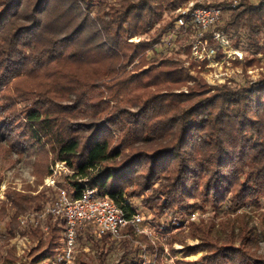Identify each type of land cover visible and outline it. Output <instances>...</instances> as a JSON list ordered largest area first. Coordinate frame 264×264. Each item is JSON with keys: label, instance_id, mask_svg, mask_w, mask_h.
<instances>
[{"label": "trees", "instance_id": "1", "mask_svg": "<svg viewBox=\"0 0 264 264\" xmlns=\"http://www.w3.org/2000/svg\"><path fill=\"white\" fill-rule=\"evenodd\" d=\"M99 1L0 0V154L36 155L34 183L7 189L0 202L1 219L13 212L0 240L43 236L39 225L22 230L19 218L43 212L47 199L38 187L58 162L75 170L69 179L75 198L83 189L77 179L85 180L128 212L134 208L125 196H143L157 218L249 201L259 207L264 78L238 89L208 88L180 58H150L180 17L165 21V14L193 0H118L94 13ZM230 30L263 48L264 0L241 1L216 29ZM194 31L187 18L174 35L189 56ZM214 32L200 41L214 43ZM186 86L188 92H176ZM192 228L199 242L184 248L175 264H264L260 235L248 225L223 240L215 238L210 222ZM62 230L61 222L51 226L45 256L57 253ZM101 241L112 242L107 235ZM135 251L118 264H133L127 257ZM198 252L203 255L197 260H185ZM14 253H7L12 264Z\"/></svg>", "mask_w": 264, "mask_h": 264}, {"label": "rangeland", "instance_id": "2", "mask_svg": "<svg viewBox=\"0 0 264 264\" xmlns=\"http://www.w3.org/2000/svg\"><path fill=\"white\" fill-rule=\"evenodd\" d=\"M118 0H100L95 4L93 12H97L101 8L115 3ZM243 0H193L179 9L165 14V21L170 17L180 16V9L197 8L196 5L215 6L222 8L223 14L221 23L216 28L209 32H214L213 42L200 41L201 36L194 31L191 40L193 42L192 52L188 55L184 45L174 43L175 36H165L163 42L156 46L154 52H149L150 58L164 59L167 57H178L185 61V67L188 68L192 75L199 76L208 88L228 85L238 89L243 86H250L264 78V47L258 49L255 47L247 36L234 31L218 32V27H223L231 18L233 10ZM250 1V0H247ZM261 0H252L259 3ZM209 8V7H208ZM180 18V17H179ZM159 27V26H157ZM156 27V28H157ZM183 37V36H182ZM143 37L134 38L132 42L138 43ZM189 41V40H188ZM219 46V50H215V45ZM264 46V43L262 41ZM189 85H193L192 82ZM188 92V87H183L176 91ZM113 104V103H111ZM27 104H19V108L23 109ZM119 136L118 133L115 137ZM6 152V151H5ZM7 153V152H6ZM30 157V158H29ZM36 155H13L8 157L6 154H0V202L5 198L7 189H15L22 191L27 184H33L35 177L33 176V162ZM52 175L46 177L42 186L38 187V193L44 194L46 202L44 210L38 218V224L43 233V236L33 241L29 237L17 236L12 239L0 240V264H12L8 261V251L14 249V258L17 261L13 264H56V256L61 246V239L54 256H45L47 242L51 226L58 220L46 214V209L53 201L57 189L65 188L70 193L72 186L69 184L75 170L67 167L65 163L58 162L51 167ZM80 182V180L77 179ZM129 202L136 210L140 211L145 216L155 217L143 203L142 197H127ZM13 212L9 211V215L5 219L0 218V235L7 236V224L12 217ZM196 216V221H190V218ZM157 219V217H155ZM179 218L183 225L180 227L172 226L167 232H159L155 229L156 223L152 224L153 229L158 232L155 237V243H147V257L155 264H175L176 260L184 258V248H192L198 244V240L193 238V224H198L203 221L205 224L210 222L215 226L214 236L218 240L227 238V235L235 230L238 233L239 229L248 225L249 228L260 235L261 250L264 254V199L260 201V206L256 207L252 202H247L244 206L229 207L223 205L220 210H197L192 214L179 212L176 214L158 217V219L172 220ZM157 219V221H159ZM156 221V222H157ZM59 222V221H58ZM32 225V224H30ZM29 225V226H30ZM28 227H21L22 230H27ZM62 237V232H61ZM173 238V239H172ZM40 242L44 244L41 245ZM149 244L153 248L149 249ZM138 249L128 255V261L133 264H141L140 248L126 249L124 243L117 244L97 240L91 231L83 230L77 240L76 255L73 264H118L120 259L125 256L129 250ZM161 254H160V250ZM203 255V252H198L194 255H189L185 260L195 261ZM160 258V259H159Z\"/></svg>", "mask_w": 264, "mask_h": 264}, {"label": "built area", "instance_id": "3", "mask_svg": "<svg viewBox=\"0 0 264 264\" xmlns=\"http://www.w3.org/2000/svg\"><path fill=\"white\" fill-rule=\"evenodd\" d=\"M179 12L181 13L180 18L175 24L174 32L169 36H174L184 27L187 18L192 20L198 33L203 35L221 23L223 14L220 7L180 9ZM84 182L85 180L79 182L83 186L79 198H75L65 188H58L53 201L45 211L47 215L61 222L63 228L56 264H73L78 236L83 230L91 231L97 240L107 235L114 243L128 242L131 246L142 250L141 264H155L148 259L146 253L147 243L154 244L158 234L152 224H157L155 229H159V232H166L172 224L174 227H180L184 222L179 218L172 220L157 218L159 220L157 221L155 217L145 216L133 206L134 211L128 212L113 199L101 196L97 189L88 187ZM40 215V213L31 211L21 216L19 218L21 226L39 225L37 222ZM190 221H196V216L190 218ZM140 236H145L148 241L139 240Z\"/></svg>", "mask_w": 264, "mask_h": 264}]
</instances>
